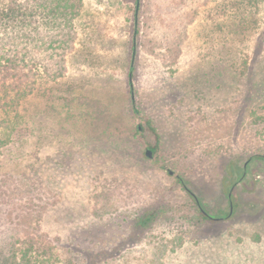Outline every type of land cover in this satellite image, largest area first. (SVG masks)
<instances>
[{
    "label": "rangeland",
    "instance_id": "obj_1",
    "mask_svg": "<svg viewBox=\"0 0 264 264\" xmlns=\"http://www.w3.org/2000/svg\"><path fill=\"white\" fill-rule=\"evenodd\" d=\"M232 1L149 54L145 0H81L61 79L0 147V247L22 227L42 264H60L49 245L73 264H264V0L241 18Z\"/></svg>",
    "mask_w": 264,
    "mask_h": 264
},
{
    "label": "trees",
    "instance_id": "obj_2",
    "mask_svg": "<svg viewBox=\"0 0 264 264\" xmlns=\"http://www.w3.org/2000/svg\"><path fill=\"white\" fill-rule=\"evenodd\" d=\"M160 1L172 5V17L180 19L183 14L185 22L176 26L171 20L166 25L164 15L153 7L161 4ZM205 1L145 0V4L141 5L135 2L132 16L139 25L134 31L140 33L141 48L153 54L157 52L156 49L169 46L168 37L181 38L186 33L187 25L197 15V6ZM259 1L234 0L227 7L241 18V13L247 11L246 6H254ZM79 6L81 0H0V147L5 146L9 138L12 139L16 128L22 126L20 112L24 109L19 108L20 102L38 92L41 83L46 85L61 79L65 56L73 50L77 38L75 17L79 13ZM243 18V21H235L232 26L245 28L250 19L247 15ZM178 40L181 42V39ZM11 114L14 116L11 117ZM147 127L154 131L149 121ZM199 211L202 217H207L203 210ZM34 238L36 236H29L22 227L15 230V234L0 247V264H42L43 257L36 249ZM156 244L161 248L167 246V243ZM48 247L53 251V262L58 260L57 256H61L60 264H73L64 248L54 245ZM148 264L164 262L149 257Z\"/></svg>",
    "mask_w": 264,
    "mask_h": 264
},
{
    "label": "water",
    "instance_id": "obj_3",
    "mask_svg": "<svg viewBox=\"0 0 264 264\" xmlns=\"http://www.w3.org/2000/svg\"><path fill=\"white\" fill-rule=\"evenodd\" d=\"M146 155L150 156V151L146 150Z\"/></svg>",
    "mask_w": 264,
    "mask_h": 264
}]
</instances>
